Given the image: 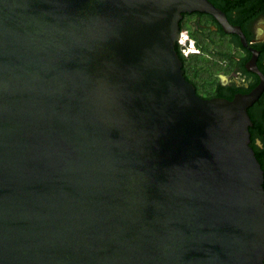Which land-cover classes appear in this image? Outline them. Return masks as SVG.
I'll return each instance as SVG.
<instances>
[{
  "label": "water",
  "instance_id": "obj_1",
  "mask_svg": "<svg viewBox=\"0 0 264 264\" xmlns=\"http://www.w3.org/2000/svg\"><path fill=\"white\" fill-rule=\"evenodd\" d=\"M205 0H0V264H262L245 108L174 51Z\"/></svg>",
  "mask_w": 264,
  "mask_h": 264
},
{
  "label": "flooded vegetation",
  "instance_id": "obj_2",
  "mask_svg": "<svg viewBox=\"0 0 264 264\" xmlns=\"http://www.w3.org/2000/svg\"><path fill=\"white\" fill-rule=\"evenodd\" d=\"M205 1L222 14L229 27H238L245 46L257 52L255 67L264 79V0ZM175 45L182 55V77L198 98L231 101L233 95H246L259 84L258 76L243 66L251 52L240 44L237 34L223 32L209 13H182ZM245 113L250 123L247 146L260 169L264 193V86Z\"/></svg>",
  "mask_w": 264,
  "mask_h": 264
},
{
  "label": "trees",
  "instance_id": "obj_3",
  "mask_svg": "<svg viewBox=\"0 0 264 264\" xmlns=\"http://www.w3.org/2000/svg\"><path fill=\"white\" fill-rule=\"evenodd\" d=\"M174 51H175L176 55L178 56L179 60L181 61L182 55H180V53L178 52L176 45L174 46Z\"/></svg>",
  "mask_w": 264,
  "mask_h": 264
},
{
  "label": "built area",
  "instance_id": "obj_4",
  "mask_svg": "<svg viewBox=\"0 0 264 264\" xmlns=\"http://www.w3.org/2000/svg\"><path fill=\"white\" fill-rule=\"evenodd\" d=\"M180 39H184V37L180 35Z\"/></svg>",
  "mask_w": 264,
  "mask_h": 264
}]
</instances>
